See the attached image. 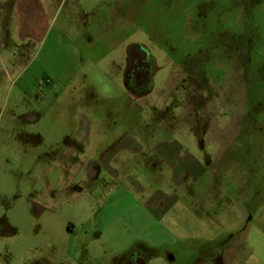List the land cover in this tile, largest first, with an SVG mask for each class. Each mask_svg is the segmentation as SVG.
Masks as SVG:
<instances>
[{"label":"rangeland","instance_id":"rangeland-1","mask_svg":"<svg viewBox=\"0 0 264 264\" xmlns=\"http://www.w3.org/2000/svg\"><path fill=\"white\" fill-rule=\"evenodd\" d=\"M164 145L204 170L158 185ZM0 226L12 264H264V0H0Z\"/></svg>","mask_w":264,"mask_h":264},{"label":"crops","instance_id":"crops-1","mask_svg":"<svg viewBox=\"0 0 264 264\" xmlns=\"http://www.w3.org/2000/svg\"><path fill=\"white\" fill-rule=\"evenodd\" d=\"M131 52L129 51V54ZM127 55L128 52L126 54V58L125 61L127 60ZM123 59H121V61L123 62ZM126 69L127 67H125V74H126ZM124 74V78H123V84L126 86V75ZM73 75H68L67 77H65L64 83H67L68 81H70L71 79H73ZM175 142H173L172 144H174ZM168 147L169 145H164V148H162L161 151H158V153L156 154V159H158L159 161L162 162L163 167H159V169H156V164L154 163V165L152 167H150L149 169V173H150V177L151 179L154 180L155 183H157L158 185L161 184L162 180L165 182V184L167 182H169V184H173L176 181V178H179L180 181H182V179L184 178V176L186 177H191L193 178V174H196L197 172L199 173V171L201 169L204 170L203 167H201L202 165L200 164L199 160H195L194 161H190L187 157L185 156L183 158H180L178 156V148L174 147V146ZM157 148V147H156ZM76 150V149H75ZM74 150V151H75ZM157 150V149H155ZM172 153V154H171ZM166 154V155H165ZM171 154V155H170ZM167 155H169L170 157H167ZM192 159V158H190ZM95 159H92V161H94ZM186 160V167L183 168L182 167V162ZM99 167L100 165L97 164ZM97 165H91V167H96ZM91 172V170H90ZM89 174L91 176H93V179H97L96 177L99 175V171L94 170L95 173H90ZM116 179H118V177H115ZM152 183V182H151ZM161 189H157V190H153L151 197H155L156 195H158L159 197H155V203L153 206H156L154 209L159 210L160 212H165L166 211V207L170 202H175V200L178 198V196H176L174 193L173 194H165L164 191H162V186H164L163 184L160 185ZM151 193V192H150ZM150 197V198H151ZM170 205V204H169ZM167 213V211L165 212V214ZM7 230L0 226V235L2 233H6ZM14 243L17 242H12V241H7V240H2V238H0V264H12L11 261L13 259V247H17V245H14ZM20 244L18 245L19 249H22V243L19 242ZM21 252V251H20ZM212 260L216 261L220 260V256L219 255H212ZM171 260L174 258L173 256H170ZM209 258V257H206ZM232 259L235 260V258L232 257ZM210 260V258H209ZM210 260V261H212Z\"/></svg>","mask_w":264,"mask_h":264},{"label":"flooded vegetation","instance_id":"flooded-vegetation-1","mask_svg":"<svg viewBox=\"0 0 264 264\" xmlns=\"http://www.w3.org/2000/svg\"><path fill=\"white\" fill-rule=\"evenodd\" d=\"M141 51H144L145 52V50H141L140 48L138 49V50H133V51H131V53L130 54H128L127 55V60L129 59V57H136V56H139V57H141V55H142V57H143V60H144V57L146 58V59H148V57L149 56H147V54L145 55H143L142 53H141ZM146 53V52H145ZM141 54V55H140ZM145 59V60H146ZM136 60H138V61H140V58H137ZM152 64H153V61H152ZM134 65V64H133ZM155 65V64H154ZM142 68H143V66H141ZM135 70V68L133 67V66H131V70ZM135 71H138L137 69L135 70ZM154 73V72H153ZM126 86L128 85L127 84V81L129 80L128 79V77H130V74L128 73V65H127V69H126ZM152 76H153V74H152ZM122 264H146L145 262H143L142 260H140V259H138V258H136V257H129V258H127L126 260H124L123 262H122Z\"/></svg>","mask_w":264,"mask_h":264},{"label":"trees","instance_id":"trees-1","mask_svg":"<svg viewBox=\"0 0 264 264\" xmlns=\"http://www.w3.org/2000/svg\"><path fill=\"white\" fill-rule=\"evenodd\" d=\"M152 61H154V59L152 58Z\"/></svg>","mask_w":264,"mask_h":264}]
</instances>
